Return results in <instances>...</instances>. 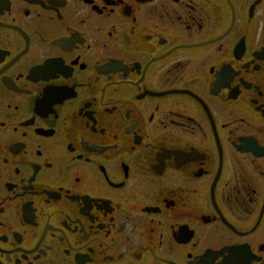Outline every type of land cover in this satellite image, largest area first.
I'll use <instances>...</instances> for the list:
<instances>
[{
    "label": "flooded vegetation",
    "instance_id": "flooded-vegetation-1",
    "mask_svg": "<svg viewBox=\"0 0 264 264\" xmlns=\"http://www.w3.org/2000/svg\"><path fill=\"white\" fill-rule=\"evenodd\" d=\"M0 264H264V0H0Z\"/></svg>",
    "mask_w": 264,
    "mask_h": 264
}]
</instances>
